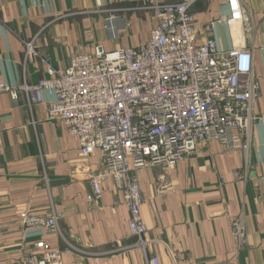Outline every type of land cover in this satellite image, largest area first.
Segmentation results:
<instances>
[{"label":"crops","instance_id":"crops-1","mask_svg":"<svg viewBox=\"0 0 264 264\" xmlns=\"http://www.w3.org/2000/svg\"><path fill=\"white\" fill-rule=\"evenodd\" d=\"M240 1L243 18L235 25L226 22L225 0H197L192 15L200 41L212 38L220 51L236 45L251 54L259 89L250 149L244 154L208 141L166 170L133 169L147 254L159 264H264V0ZM155 25L140 0H0V83L37 84L46 77L41 56L64 68L96 45L138 46ZM33 38L38 57L25 62L22 40ZM51 100L43 92L29 109L22 92L15 101L0 92V264H15L38 239L61 251L62 264H146L117 182L108 178L99 203L88 201L102 156L81 157L65 128L47 120ZM23 211L55 213L58 231L25 227ZM235 218L243 222V242L232 234Z\"/></svg>","mask_w":264,"mask_h":264},{"label":"built area","instance_id":"built-area-1","mask_svg":"<svg viewBox=\"0 0 264 264\" xmlns=\"http://www.w3.org/2000/svg\"><path fill=\"white\" fill-rule=\"evenodd\" d=\"M196 1L140 0L156 20L144 43L113 51L96 45L73 55L64 68H54L47 56H41L46 77L37 84L0 83V92L13 101L22 92L29 109L46 92L52 98L47 120L65 128L78 143L81 157L100 152L102 169L91 178L88 201L97 205L102 183L108 178L117 182L129 211L128 230L146 264L159 260L147 254L150 241L133 169L166 170L194 154L203 142L217 141L244 154L251 145L252 104L259 89L251 54L236 45L220 51L212 38L200 41L192 15ZM225 6L227 24L240 23L241 1L225 0ZM113 18L110 14L108 20ZM109 28L114 29L110 23ZM34 41L22 40L25 62L38 57ZM169 186L162 184L163 189ZM18 217L27 228L58 231L55 213L23 211ZM231 230L238 242L245 240L240 218L232 221ZM15 264H62L61 251L38 239Z\"/></svg>","mask_w":264,"mask_h":264}]
</instances>
